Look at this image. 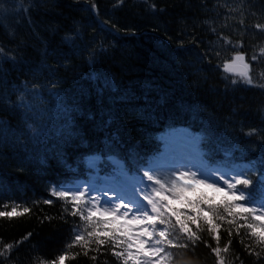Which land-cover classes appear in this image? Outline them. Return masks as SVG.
I'll return each instance as SVG.
<instances>
[{
  "label": "trees",
  "instance_id": "1",
  "mask_svg": "<svg viewBox=\"0 0 264 264\" xmlns=\"http://www.w3.org/2000/svg\"><path fill=\"white\" fill-rule=\"evenodd\" d=\"M256 24L264 0H0V206L9 205L0 210L31 209L0 217V248L16 245L0 264H51L65 251L80 253L65 264H121L107 247L87 256L67 248L82 222L51 189L120 179L121 166L141 175L173 129L196 133L210 165L225 162L223 149L236 164L254 163L255 182L264 88L232 84L221 65L243 52L264 83V59L251 61L264 46ZM199 234L195 245L169 249L167 264H217L207 246L215 241ZM220 234L223 247L229 237ZM231 239L225 264H264L247 236Z\"/></svg>",
  "mask_w": 264,
  "mask_h": 264
},
{
  "label": "snow or ice",
  "instance_id": "2",
  "mask_svg": "<svg viewBox=\"0 0 264 264\" xmlns=\"http://www.w3.org/2000/svg\"><path fill=\"white\" fill-rule=\"evenodd\" d=\"M152 7L155 10V5ZM255 28L264 31V24H256ZM222 39L225 45L235 49L243 47L242 41L233 43L228 37ZM216 55L220 56V53ZM261 59H264V46L251 56V61ZM221 67L226 78L228 74L233 77L232 84L240 82L264 88V83L257 84L254 79L252 64L243 52L235 51ZM259 77L264 80V72H260ZM23 106L31 109L29 104ZM256 132L253 128L246 135L252 136ZM198 143L196 140L193 144L199 162L193 165L195 171L176 161L169 171L162 172L158 163L150 161L142 169V176L128 177L121 166L120 179L114 180L108 188L116 193L115 200L105 198L104 190L94 183L53 186L51 195L70 205V214L78 216L82 222L73 230L74 237L67 248L79 246L87 256L89 251L99 252L107 247L121 264H167L172 256L169 249L195 245L202 240L199 233L206 230L216 243V247L207 246L218 258L217 264H225L222 253L229 252L233 233L241 237L242 244L243 237L247 236L250 243L245 244V248L259 257L264 252V170L254 182L252 173L256 165L236 164L232 160V151L227 149H223L224 163L210 165L204 160V153L199 151ZM261 165L264 168V161ZM97 191L101 194L92 195ZM44 203L51 204L52 201L45 200ZM0 207L8 209L9 205ZM30 212L26 206L13 204L10 210H0V217L12 219ZM222 228L229 237L223 247L220 246ZM14 246L3 244L0 256L8 255ZM257 248L260 251H256ZM79 254L65 251L51 264H65ZM92 259L95 260V256Z\"/></svg>",
  "mask_w": 264,
  "mask_h": 264
},
{
  "label": "rangeland",
  "instance_id": "3",
  "mask_svg": "<svg viewBox=\"0 0 264 264\" xmlns=\"http://www.w3.org/2000/svg\"><path fill=\"white\" fill-rule=\"evenodd\" d=\"M196 140L200 141L199 136L196 133L191 132L189 129L177 128L170 130L165 134L162 151H160L158 155H154L151 161L158 163L162 172L169 171L170 166L176 161L186 164L195 171L196 168L193 167V165H198L199 163L196 159V148L193 147L194 141ZM142 175L143 173L137 176ZM127 176L131 177L130 175ZM118 179L119 178L116 176L101 179L95 178L90 183H94L97 188L103 189L106 193L105 198L115 200L116 193L108 191V188L114 180ZM88 184L83 185L88 186ZM100 194L99 191L92 193V195Z\"/></svg>",
  "mask_w": 264,
  "mask_h": 264
}]
</instances>
